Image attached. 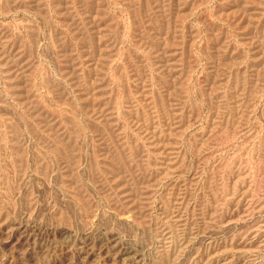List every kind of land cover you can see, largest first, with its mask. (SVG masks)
<instances>
[{"label": "rangeland", "instance_id": "obj_1", "mask_svg": "<svg viewBox=\"0 0 264 264\" xmlns=\"http://www.w3.org/2000/svg\"><path fill=\"white\" fill-rule=\"evenodd\" d=\"M0 264H264V0H0Z\"/></svg>", "mask_w": 264, "mask_h": 264}]
</instances>
